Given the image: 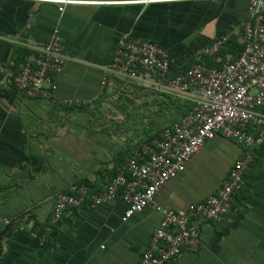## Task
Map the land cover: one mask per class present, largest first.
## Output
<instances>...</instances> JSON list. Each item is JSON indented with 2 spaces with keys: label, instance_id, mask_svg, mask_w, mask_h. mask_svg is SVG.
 <instances>
[{
  "label": "crops",
  "instance_id": "1",
  "mask_svg": "<svg viewBox=\"0 0 264 264\" xmlns=\"http://www.w3.org/2000/svg\"><path fill=\"white\" fill-rule=\"evenodd\" d=\"M79 1L102 4L67 5L60 12L51 3L0 0V63L11 61L16 47L40 46L53 34L70 58L57 78L59 103L11 101L1 96L9 87L0 76V264H139L161 218L152 205L125 223L121 200L84 205L44 231L58 194L72 184L102 191L139 142L181 118L184 108L176 100H188L114 77L102 88L104 68L120 38L149 39L169 55L164 83L219 33L236 29L233 37L242 44L239 25L248 7V0ZM240 155L239 145L216 134L154 204L184 212L204 201ZM253 157L230 211L218 223L197 222L198 237L168 264H264V142Z\"/></svg>",
  "mask_w": 264,
  "mask_h": 264
},
{
  "label": "built area",
  "instance_id": "2",
  "mask_svg": "<svg viewBox=\"0 0 264 264\" xmlns=\"http://www.w3.org/2000/svg\"><path fill=\"white\" fill-rule=\"evenodd\" d=\"M29 1L58 5L60 12L67 5L102 4L79 0ZM157 1L164 0L136 3ZM239 29L243 38L239 53L226 54L223 61L216 58L235 34L236 29H229L202 48L183 72L164 83L162 78L170 67L165 50L149 39H119L110 65L104 68L102 88L114 77L124 83L191 100L194 106L179 121L164 127L160 138L139 142L102 191L95 192L86 184H72L66 192L58 194L45 232H50L51 226L68 210L84 205L95 207L121 200L126 204L121 217L123 223L152 205L161 218L139 264H168L198 237L197 222L222 220L230 211L234 194L245 184V176L254 162L253 152L264 142V0H248L247 18ZM26 48L29 53L17 66L16 73H11L14 65L8 61L0 63V75L12 77L16 92L22 98L61 102L55 92L57 78L70 59L67 47L53 34L44 44L26 45ZM204 56L215 59L219 65L208 67L200 61ZM216 134L233 140L241 148V155L216 192L202 202L190 204L184 212L154 204L157 193L183 172L186 161Z\"/></svg>",
  "mask_w": 264,
  "mask_h": 264
},
{
  "label": "trees",
  "instance_id": "3",
  "mask_svg": "<svg viewBox=\"0 0 264 264\" xmlns=\"http://www.w3.org/2000/svg\"><path fill=\"white\" fill-rule=\"evenodd\" d=\"M229 30V29H228ZM227 31V30H226ZM224 32V31H223ZM221 32V33H223ZM219 33V34H221ZM218 34V35H219ZM217 35V36H218ZM153 42V41H152ZM160 48H162L163 50H165L162 46L158 45ZM243 47V44L239 43L238 42V39L236 37H233L230 42L224 46L223 49H221V51L217 54L216 58L220 59L221 61L224 60V57L226 54H232V55H235L237 53H239L241 51ZM166 51V50H165ZM167 52V51H166ZM29 53V49L23 47V46H18L15 48V51H14V54H13V57L11 59V62H13V68L11 69V73L12 74H15L16 73V69H17V66L19 65V63H21L23 61V58L26 54ZM201 62H204L205 65H207L208 67L210 66H213V65H219V62H216L215 59L213 58H208V57H202V59H200ZM181 73V72H180ZM179 74V73H178ZM178 74H175L173 77L177 76ZM1 76V75H0ZM7 81H8V91H5L4 93H2L1 96H7L9 97V99L12 101L14 100V98L16 96H19V94L16 92V89L12 83V77H7L6 78ZM177 103H178V108L180 109L181 107L184 108L183 111H182V116L181 118L186 115L194 106V103L192 101H189L187 100L186 102H182L181 100H176ZM180 120V119H179ZM178 120V121H179ZM153 122H155L157 124V121H150V123L148 124H154ZM168 126V125H167ZM162 131V130H161ZM161 131L160 132H157L154 131L153 133H151L146 139L145 141L148 143L149 141H151L152 139H155V138H160V134H161ZM246 178V176H245ZM245 185V184H244ZM90 187V186H89ZM244 187V186H243ZM93 191L95 192H100V191H96L93 187H90ZM242 190V189H241Z\"/></svg>",
  "mask_w": 264,
  "mask_h": 264
},
{
  "label": "rangeland",
  "instance_id": "4",
  "mask_svg": "<svg viewBox=\"0 0 264 264\" xmlns=\"http://www.w3.org/2000/svg\"><path fill=\"white\" fill-rule=\"evenodd\" d=\"M8 85V84H7ZM0 89H1V87H0ZM147 123V122H146Z\"/></svg>",
  "mask_w": 264,
  "mask_h": 264
}]
</instances>
